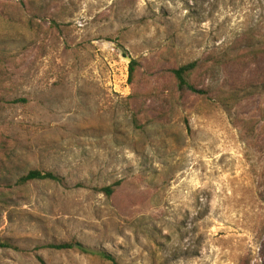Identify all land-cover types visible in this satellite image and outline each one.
<instances>
[{"label":"rangeland","instance_id":"obj_1","mask_svg":"<svg viewBox=\"0 0 264 264\" xmlns=\"http://www.w3.org/2000/svg\"><path fill=\"white\" fill-rule=\"evenodd\" d=\"M251 50L264 0H0V264H264V92L165 99L198 59L211 98L264 82Z\"/></svg>","mask_w":264,"mask_h":264},{"label":"trees","instance_id":"obj_2","mask_svg":"<svg viewBox=\"0 0 264 264\" xmlns=\"http://www.w3.org/2000/svg\"><path fill=\"white\" fill-rule=\"evenodd\" d=\"M264 53V50H251L248 51L247 54L237 56L233 59V61H240L248 56H256L258 54ZM214 64L216 60H213ZM207 66L206 60H194L192 62L182 64V65H174L169 70V75L171 78V87L169 89V99L168 101L174 100V94H179L181 98H195L198 100L201 99H212L214 105H219L223 108L224 112L228 116H232L231 111L233 107L239 103L242 99L252 95V94H261L264 92V82L259 84H248L246 86H241L237 88H233L230 91L226 92L222 90L217 96H210V90L208 88H200L201 83L199 82L200 77L204 76V72L211 71L210 68L204 69ZM137 62L134 60H130L128 66V83L132 84L136 76L137 72ZM204 69V70H203ZM154 94H151V96ZM157 95V94H156ZM164 102H168L166 100ZM142 111V108L138 110V113ZM138 113L132 114V123L138 126L137 115ZM232 118V117H231ZM251 123V122H250ZM243 129V128H242ZM246 135L248 137L257 138L258 133L261 131H255L254 127H250L249 130H245ZM262 130V129H261ZM49 181L55 184H60L62 179L58 176L54 175L51 172H44L39 170H31L28 171L25 175L16 178V186L23 187L32 182H44ZM101 191L106 196H111L114 193L113 187L109 186L106 188H102ZM12 247L4 240H0V249H11ZM46 248L58 251V252H78L83 255H92L101 258L102 260L108 261L111 264H116L114 258L106 252L103 251H94L81 243L76 241L62 242L58 244H49ZM39 264H45L41 258H37ZM241 264H250V262L246 259L242 260Z\"/></svg>","mask_w":264,"mask_h":264}]
</instances>
